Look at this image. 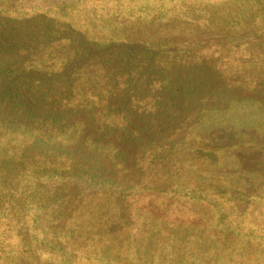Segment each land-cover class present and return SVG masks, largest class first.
I'll return each instance as SVG.
<instances>
[{
  "label": "rangeland",
  "instance_id": "1",
  "mask_svg": "<svg viewBox=\"0 0 264 264\" xmlns=\"http://www.w3.org/2000/svg\"><path fill=\"white\" fill-rule=\"evenodd\" d=\"M0 264H264V0H0Z\"/></svg>",
  "mask_w": 264,
  "mask_h": 264
}]
</instances>
